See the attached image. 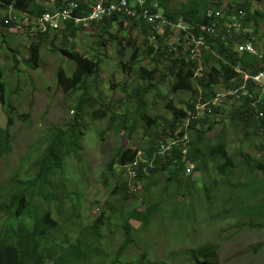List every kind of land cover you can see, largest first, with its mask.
<instances>
[{
  "label": "rangeland",
  "instance_id": "374dc122",
  "mask_svg": "<svg viewBox=\"0 0 264 264\" xmlns=\"http://www.w3.org/2000/svg\"><path fill=\"white\" fill-rule=\"evenodd\" d=\"M188 1L190 0H171L170 7L181 8ZM207 1L210 4L208 11L214 10L216 0ZM238 1L245 0H221L218 10L223 11L229 2ZM247 1H250L252 11H260V16H257V40L253 43V47L255 51L263 54L264 0ZM54 2V0L50 1V3ZM3 14L4 11H0V17ZM249 24L250 30L256 26L254 20ZM116 29L115 24L112 27L115 37L108 40L106 44L99 43L98 24H90L79 29L75 38L60 36L55 39L53 46L48 41L44 42L38 67H32L27 62L30 56L29 45L36 38L35 36L30 37L28 33H24L17 27L13 29L6 27L2 29L3 32L0 31V77L3 79L5 99L6 103L8 102V106H3L0 102V126H7L8 115L12 117V122L9 124L12 151L0 158V197L8 194L18 181L36 177L38 160L45 153L53 129L66 128L75 116L76 109L72 108L76 105L81 92H66L57 83L59 68L62 67L70 73L75 63L63 56L59 48L74 47L86 55L94 54L103 59L99 73L100 84L106 91L103 108L108 106L110 113L116 111L119 114L113 122L109 117L93 118L89 115L83 129L81 158L78 159L72 153L69 154L65 159L64 170L55 174L40 197L33 200L39 211L49 208L59 219L61 225L55 230L52 238L64 246L77 243L83 226L91 224L104 210L106 214L105 223L102 224L103 236L96 243L102 250V254L92 258L100 260L103 264H112L114 254L124 239L120 213L117 211L113 213L110 203L119 205L123 195L128 192L125 190V193L120 194L121 181L126 180L125 170L121 165L109 168V161L120 147L138 146L145 151L146 141L151 135L153 136L159 129L166 128V131L169 129L167 126L172 119V112L166 106L167 101L172 98L177 103L180 99L186 100L190 96L188 91L170 93V78H166L165 82L161 83L157 81L159 78L157 75L153 83L155 84L156 80L158 87L151 86L153 92L149 93L146 99V110L157 122L148 124L139 117L134 111L136 104L128 98L135 79H138L137 74L123 72L120 63L121 60H127L129 53L133 50V42L139 46L140 54L143 53L144 37L137 29L131 32ZM128 36L131 37V43L126 41ZM119 50L124 53L121 54ZM176 55L177 53L171 56ZM140 63L151 68L156 65L155 61L146 56L141 58ZM164 64L168 62L159 63L157 74L166 70ZM198 65H201V62ZM124 85L127 92L124 90ZM216 90L217 99L214 102L217 101L221 106L226 107L223 115H228L240 104V101L231 94L233 91H228L222 85H218ZM162 95L165 96L162 97ZM91 109L92 107L88 108L89 111ZM120 113H127L129 121H137L131 138L127 137L128 129L124 127L125 125L122 126L124 115ZM223 130L227 149L235 155L236 165L245 155L251 156L253 162L264 161V129L262 127L251 126L245 131L244 127L226 119L225 123L218 122L214 126L211 133L214 142L218 134H224ZM161 135L166 136L168 141L175 138L169 134V131L161 132ZM185 138L186 136H184L186 141ZM183 141L179 142L180 146ZM139 155L142 156L143 152L140 151ZM165 162L163 159L162 163ZM193 167L192 163H187L186 168L179 172L178 180L186 179ZM129 173L130 176L133 175L131 171ZM130 176L129 180L132 183L135 176ZM169 176V171L159 172L155 180L148 178L136 187L133 191L136 198L125 200L126 211L132 207L144 211L154 202H158V211L144 229L139 227V221H132L135 228L134 241L119 256L121 261L126 264L127 261L141 258L143 253H146L148 259L158 263L193 264L187 251L202 244L212 243L217 245L215 264H264V228L243 226L244 218L238 220L231 206L235 195L244 192V189L240 190L241 187L237 191L235 183H243L249 179L244 165L235 166L228 181L219 183L226 178L210 163L205 173L192 172L194 183H185L180 191L179 182H177L178 187L175 184L164 190ZM214 178L219 180L218 185H215ZM115 185L120 188L118 187L113 194ZM131 186L134 188L133 184ZM247 190L253 194L254 186H250ZM31 191L36 195L34 189ZM172 191H179V193L173 195ZM47 196H49L48 199ZM261 196L250 198L251 204L259 203L258 198ZM74 202L76 206L73 205ZM58 205L62 206L61 213L58 212ZM228 210L230 211L227 213ZM75 212L77 215L73 216V223L64 221ZM258 243H261V246L255 249L254 245Z\"/></svg>",
  "mask_w": 264,
  "mask_h": 264
},
{
  "label": "trees",
  "instance_id": "16d2710c",
  "mask_svg": "<svg viewBox=\"0 0 264 264\" xmlns=\"http://www.w3.org/2000/svg\"><path fill=\"white\" fill-rule=\"evenodd\" d=\"M2 0L0 2V11L4 14L0 17V31L6 27H13V23L8 20V4L13 3L19 19L24 12L29 13L33 17L41 15L45 12H55L58 7L62 6L63 0ZM93 0H81L78 7L74 9L73 14L79 17L86 16L90 9L89 2ZM139 2H151L152 8H159V3L165 10V13L172 19L194 22L196 24H208L214 20H218V28L225 32V22L231 21L233 17H238L244 27H251L250 22L254 20L256 26L253 30L243 33L233 31V38L240 41L253 43L257 40L258 18L260 11H252L250 1L229 2L224 10V15L217 18L215 11L221 5V0H216L214 10L210 9L207 0H190L181 8H171V0H137ZM18 22H21V21ZM32 20V18H31ZM99 43H107L112 40L115 35L112 27L116 24L117 31L129 30L130 32L137 29L144 37L145 47L143 53L140 54L139 46L133 42L132 51L126 61L121 60L120 68L128 74H137L138 79L128 93V98L136 104L134 111L148 124L155 123L154 119L146 110L147 95L153 92V87L157 86L153 80L158 75L159 82H165L166 78H170V93H178L180 91H188L190 96L186 100L174 102L170 98L166 106L172 112L171 121L163 130H158L146 141V148L143 155L140 156L139 147L127 146L120 147L116 154L109 161V168L115 165H121L125 170L126 180L121 181L120 194L123 195L122 202L119 205L110 203L111 210L120 213V220L123 221L121 230L124 233V239L120 247L114 254L112 264H125L120 259L122 252L133 243V231L135 230L132 221H139L140 228L148 226L151 217L158 211V202L148 205L146 210H139L132 207L125 210L124 202L132 198H136L135 189L148 178L156 179L159 172L169 171L170 176L164 190L171 185L180 183L179 191L185 183L192 184V172L205 173L208 164H212L213 168L222 174L225 180L219 182L214 178L215 185L225 183L230 178L235 166L244 165L249 176L246 182H237V191L244 189L241 194L235 195L232 208L235 210L234 215L238 220L244 218L243 226L248 228H264V161H252V157L245 155L241 162L236 165L235 155L227 149V144L222 133L216 136L214 142L211 137L214 126L218 122H226V119L232 123L244 127L247 131L251 126L262 127L264 129V92L251 81H245L241 72L235 68L238 64L245 70L255 73L260 69L261 60L259 56L250 51H239L232 43L226 44L221 37H212L206 34L207 42L211 45V49L202 48L201 56L193 58L191 47L185 45L186 40H169L162 37L161 34L153 33L150 25L144 19H139L128 14H114L106 17L98 22ZM84 28L81 24H75L73 20L66 21L64 27L57 31H48L37 33L29 45L30 56L27 62L32 67H38L41 47L44 42H50L54 45L55 39L76 37L79 29ZM165 31L179 32L180 24H165ZM198 34L197 30L195 31ZM169 34V33H168ZM228 35V34H227ZM230 40L229 36H227ZM127 43H131V37L126 39ZM16 52V51H14ZM59 52L72 60L75 65L74 69L68 73L64 68H59L57 72V83L64 91L81 92L76 105L72 109H76L73 121L66 128L53 129L49 136L48 145L42 158L38 160V171L35 178L28 177L20 180L14 188L6 195L0 197V264H103L100 260L92 259L93 256H100L102 250L98 248L96 243L102 239V228L105 223L104 217L106 212L102 213L91 224L84 225L80 232L77 243L64 246L53 240L52 236L55 230L59 229L61 222L57 219L52 211L47 208L39 211L34 204V199L40 197L43 190L50 184L55 174L61 173L66 167L65 159L69 154L80 159L82 151L83 129L86 126V120L89 115L93 118L109 117L111 122L116 120L119 112L110 113L108 106L103 108L106 98L105 90L100 84L99 73L102 58L98 55H86L83 51L76 48L62 46ZM119 52L122 54L124 51ZM177 55L175 57L171 55ZM264 55V51L262 52ZM143 56L150 57L155 61L154 67H147L141 64ZM17 60V59H16ZM18 62V61H17ZM160 62H168L164 64L166 70H162L159 74ZM201 62V65L198 63ZM201 70V71H197ZM151 82V83H150ZM224 86L228 91H233L234 98L240 101L237 108L228 115H223L225 106L214 102L217 96L216 87ZM158 87V86H157ZM126 90V85H124ZM160 95V92H159ZM157 96V95H155ZM165 95H162L164 97ZM232 97V95H229ZM206 103L204 108H196V103ZM0 102L3 106H8L5 99V88L3 79L0 77ZM227 106V105H226ZM92 107L89 111L88 108ZM9 111V109H8ZM124 123L122 126L127 128V137L131 138L136 120H128L127 113H120ZM136 117L135 118H139ZM8 125L0 126V158L12 151V143L9 132V124L12 122L11 115H8ZM180 125V128H178ZM110 125H108L109 127ZM224 128V126H223ZM175 138L188 136V141L182 146L174 145L164 153H162L161 145L169 142L166 136H162L161 132H168ZM171 136V135H170ZM172 137V138H174ZM186 148V152L182 150ZM138 151V153H137ZM136 156V157H135ZM165 159V163L162 160ZM135 166V161H138ZM192 163L193 168L191 174L186 179L178 180V174L186 168L187 163ZM130 163V164H129ZM127 165V166H126ZM257 170V172H256ZM133 175L130 176L129 172ZM124 175V174H122ZM134 177L132 183L129 180ZM60 178V177H59ZM232 181V180H231ZM62 182V181H61ZM133 187L132 188V185ZM232 184V183H231ZM25 185V187H24ZM220 185V184H219ZM64 186V184H63ZM254 186L253 194H250L247 188ZM120 186L115 185L112 193L114 194ZM178 187V185H177ZM41 188V189H40ZM32 189L35 190V194ZM193 190V189H192ZM37 191V192H36ZM172 191L173 195L179 193ZM53 195L52 193L50 194ZM259 203H252L250 198H256ZM49 196L46 198L48 199ZM76 206V202L73 203ZM240 205H244L243 207ZM230 210L227 211V213ZM58 212H62V206L58 205ZM72 213L64 221L73 223ZM255 249L261 246L258 243ZM193 264H215L217 261V245L212 243L202 244L199 247L187 251ZM126 264H166L158 263L148 259L146 253L141 258L127 261Z\"/></svg>",
  "mask_w": 264,
  "mask_h": 264
},
{
  "label": "built area",
  "instance_id": "2783aa9c",
  "mask_svg": "<svg viewBox=\"0 0 264 264\" xmlns=\"http://www.w3.org/2000/svg\"><path fill=\"white\" fill-rule=\"evenodd\" d=\"M2 0H0L1 2ZM62 6L58 7L53 13L45 12L41 15L33 17L27 12H24L21 16L22 22H18L20 17L14 9L13 3L8 4V20L13 23V27L20 28L24 33L36 35L37 33H44L48 31H57L64 27L66 21L73 20L75 24H81L83 27L89 26L92 22H98L106 17L114 14H128L130 16L144 19L150 25L152 32L161 34L162 37H166L171 41L173 40H186L185 45L191 47V53L193 58H196V54H201L202 48L211 49V45L207 42L206 34L216 38L221 37L222 40L228 44L232 43L239 51H250L259 56L261 60L260 69L251 73L241 67L240 64L236 66V70L241 72L245 81L251 79L255 85L260 87L264 92V56L261 53L255 51L252 41L243 42L237 38H233V31L246 33L250 31L249 27H244L238 17H233L231 21L225 22V32L223 33L218 28V20H214L208 24H196L194 22L183 21L181 19L172 20L166 13L162 5L159 3V8H152L151 2H139L137 0H93L88 3L89 13L86 16L79 17L73 14L75 8L81 0H63ZM217 18L224 15V10L215 11ZM32 18V20H31ZM20 20V21H21ZM165 24H180L179 32H167L165 31ZM197 30L198 34L195 33ZM169 33V34H168ZM228 34V35H227ZM229 36L230 40H228ZM201 71V70H197ZM217 96L215 97V100ZM217 102V101H215ZM206 103H196V108H204ZM186 136V135H184ZM184 136L174 138L166 145H161L162 153L171 148L174 145H181L179 142L184 140ZM188 141V136H186ZM166 148V149H163ZM186 152V148L182 150ZM135 161V166L138 164Z\"/></svg>",
  "mask_w": 264,
  "mask_h": 264
},
{
  "label": "bare ground",
  "instance_id": "6f19581e",
  "mask_svg": "<svg viewBox=\"0 0 264 264\" xmlns=\"http://www.w3.org/2000/svg\"><path fill=\"white\" fill-rule=\"evenodd\" d=\"M201 56V54H196V57H200Z\"/></svg>",
  "mask_w": 264,
  "mask_h": 264
},
{
  "label": "clouds",
  "instance_id": "9594fccd",
  "mask_svg": "<svg viewBox=\"0 0 264 264\" xmlns=\"http://www.w3.org/2000/svg\"><path fill=\"white\" fill-rule=\"evenodd\" d=\"M167 143H168V142H167ZM138 151H142V152H143V150H141V149H140V150H138ZM138 151H137V153H138ZM135 157H136V156H135ZM129 164H130V163H129ZM126 166H127V165H126Z\"/></svg>",
  "mask_w": 264,
  "mask_h": 264
}]
</instances>
